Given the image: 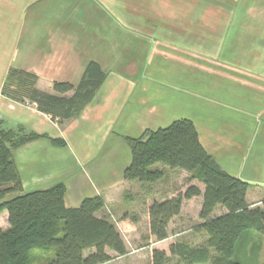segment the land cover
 I'll list each match as a JSON object with an SVG mask.
<instances>
[{
  "label": "crops",
  "instance_id": "1",
  "mask_svg": "<svg viewBox=\"0 0 264 264\" xmlns=\"http://www.w3.org/2000/svg\"><path fill=\"white\" fill-rule=\"evenodd\" d=\"M90 61L105 77L77 116L52 119L35 103L1 93L11 68L33 73L37 88L56 93L53 82L76 86ZM181 118L191 120L224 171L249 183L247 202L259 204L264 0H0V121L43 134L12 150L24 191L62 181L65 206L98 195L104 201L98 215L130 225L123 188L142 182L123 178L131 161L124 136ZM193 198L200 208L202 195Z\"/></svg>",
  "mask_w": 264,
  "mask_h": 264
},
{
  "label": "trees",
  "instance_id": "2",
  "mask_svg": "<svg viewBox=\"0 0 264 264\" xmlns=\"http://www.w3.org/2000/svg\"><path fill=\"white\" fill-rule=\"evenodd\" d=\"M105 73L96 61L87 63L79 83L53 82L48 93L36 87V76L11 68L1 93L18 102L35 103L52 119L77 116L92 99ZM67 92H72L66 95ZM43 134L25 133L23 128H5L0 121V212L6 210L9 226L0 227V264H31L35 253H50L48 264H104L110 260L107 250L118 255L125 245L115 223L106 215L100 196L84 198L77 207L63 201L64 184L24 191L12 150ZM131 161L124 168V180L151 183L164 176V168L188 172L187 181L197 180L203 190L192 184L183 192L148 206V227L156 240L168 236V224L180 213L184 200L202 195L196 230L206 233L204 245L192 247L184 242L169 246V252L183 264H257L256 237L264 239V198L249 204V183L228 174L199 142L191 120L181 118L164 128L146 130L138 137L124 136ZM57 146L64 141L51 139ZM217 207L223 208L213 214ZM37 251V252H36ZM152 264H164L166 252L154 248ZM262 264H264V259Z\"/></svg>",
  "mask_w": 264,
  "mask_h": 264
},
{
  "label": "rangeland",
  "instance_id": "3",
  "mask_svg": "<svg viewBox=\"0 0 264 264\" xmlns=\"http://www.w3.org/2000/svg\"><path fill=\"white\" fill-rule=\"evenodd\" d=\"M224 12V9L222 13ZM202 13L204 15H210L209 9L203 7ZM256 26V25H255ZM158 166L164 168V176L155 182L148 184L144 183H130L126 184L123 188L122 199L127 204L126 214L131 217L132 224L125 225L120 222L117 216L109 218L115 223L125 245V253L118 255L117 253L107 250L110 255V260L104 264H152V250L157 248L166 252V260L164 264H183L177 257L172 256L169 252V246L175 242H184L192 247H198L204 245L206 241V233L202 230L197 231L196 225L200 222L198 217L199 200L191 197V201H187L184 204V209L180 210V213L171 218L168 224V236L163 240H156L153 235L150 234L148 227V220L146 217L147 203H151L153 200H162L163 197L179 191L182 188L185 190L189 185H196L199 188L203 187V184L197 180L191 182L187 181L185 173L181 171L170 172V168L159 164ZM169 170V171H168ZM174 194V195H175ZM173 195V196H174ZM172 197V196H171ZM195 197V196H194ZM185 201V200H184ZM183 205V204H182ZM121 214H124L121 211ZM214 214V213H213ZM7 215L6 211L0 212V227L5 229L9 226L6 225ZM254 244H256L257 250L254 252L256 257L253 260L257 264H262L264 259V239L255 237ZM37 252V251H36ZM50 253L37 252L31 264H48L47 258ZM196 264H209L196 263Z\"/></svg>",
  "mask_w": 264,
  "mask_h": 264
}]
</instances>
